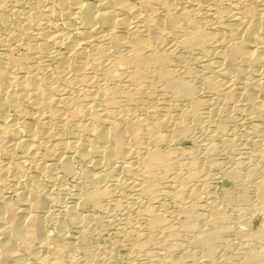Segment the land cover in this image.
Masks as SVG:
<instances>
[{
  "label": "rangeland",
  "instance_id": "rangeland-1",
  "mask_svg": "<svg viewBox=\"0 0 264 264\" xmlns=\"http://www.w3.org/2000/svg\"><path fill=\"white\" fill-rule=\"evenodd\" d=\"M78 1L92 2L93 8L98 3ZM127 1L138 5L135 0ZM147 1L141 10L143 18L148 17L145 25L181 15L194 2L195 11L182 18L181 24L185 32H197L200 37L184 41L183 33L176 37L178 33L168 28L163 36L151 38L154 54H150L156 60L136 68L141 77L134 81L133 68L121 59L132 50L117 40L128 39L127 28L115 27V38L105 45L89 34L86 50L91 60L85 71L79 69L69 47L40 45L67 22L82 29L79 8H65L62 0H0V67L12 79L35 80L18 107L19 114L6 111L7 119L18 126L17 138L25 149L31 148L29 156L25 159L24 149L18 146L12 151L13 159L0 153V160L3 167L23 163L21 171L10 178L21 188L24 200L39 202L37 210L27 203L23 209L38 216L39 239L47 247L44 250L31 240L38 262L21 248L19 260L6 264H51L60 256L66 257L64 264L71 263V256L76 264H250L255 251H264V184L260 185L264 91L248 90L244 85L264 65L235 61L237 66L224 61L229 40L240 36L246 21L263 9L264 0ZM213 67H222L226 79L220 82L223 86L208 88L205 83L210 77L217 80ZM76 68L84 69L83 73ZM65 69L71 70L67 73ZM63 72L65 78L58 79ZM231 80L237 89L228 91L225 85ZM36 92L59 102L45 108L43 97ZM90 104L95 108L91 114L102 113V124L71 116L66 110L70 107L84 113ZM56 114L70 116L62 120ZM130 118L142 123H138V143H129L127 154L110 156L111 163L105 157L84 155L85 147L101 148L96 137L105 135L107 123L115 119L122 127V121ZM150 123L155 127L147 133ZM66 142L78 151L65 147ZM147 150L162 152V161L144 167ZM98 159L95 169L90 163ZM64 160L69 162L68 169L62 166ZM31 181L37 188L27 195ZM100 189L104 195L98 201L88 199ZM12 192L5 200L16 208L17 193ZM211 200L214 208L206 204ZM214 209L224 216L220 223L209 218ZM21 223L19 216L7 217L3 227ZM212 231L217 237L212 240L210 256L207 245L195 239ZM8 238L0 235V241Z\"/></svg>",
  "mask_w": 264,
  "mask_h": 264
},
{
  "label": "bare ground",
  "instance_id": "bare-ground-1",
  "mask_svg": "<svg viewBox=\"0 0 264 264\" xmlns=\"http://www.w3.org/2000/svg\"><path fill=\"white\" fill-rule=\"evenodd\" d=\"M1 1H3V0H1ZM103 1L97 0L98 3L95 2L97 5H96V7L94 6L95 8H93L92 2H91V5H92L91 6L90 4L85 5L86 3L82 4V2L81 1L79 2L78 0H62V3H63L62 6L64 5L65 8L66 7H68V8L74 7L75 8V6H76V9L79 8L78 10L80 13L79 12L78 13L80 14V19L82 22V27H81L82 29L76 30V29H74V27L72 28L73 25H70L69 22H67L66 25H63V30L59 29L54 34H52V35L49 34L48 37H46L43 40L42 44H40V45L45 46V45H48L51 43V44H55L56 46L57 45L58 46L65 45V46L69 47L71 49L72 54L75 56L77 63H79L78 65H80L79 69L85 68V71H86V66L87 65L89 66V64H90L89 62L91 60L90 55H88L87 50H86V48L88 46L87 38H88L89 34H94V36L96 35L97 38L99 39V41H101L103 43V45H105L106 41L113 40L115 38V35H113V29H115V27H117V26L118 27L122 26L124 28H127V30H129L128 39L124 40L125 38L124 39L123 38H117V40L119 43L123 44V46L125 45L126 47L130 48L132 50V53L130 55H127V56H125V55L122 56L121 59L127 64L129 69L133 68L132 79H134V81H139V78L141 76L139 74V70H136V68H138L141 64H147L150 61H153L154 59L156 60V57H153L154 55L150 54V51L152 50L151 49L152 46L150 44L151 38L155 39L156 36L159 35V37H160L161 34H162L161 36H163V33L165 34L166 33L165 30L166 29L168 30V28L175 30V32H176L175 34L178 33L176 35V37L183 33L180 37H182V39H184V41H189L194 37L195 38L200 37V35L197 32H194V33H189L187 31L185 32V28H184L183 24H181L182 18L188 17L192 13V11L193 12L195 11L194 8H195L196 4L194 5L193 4L194 2L189 3L186 7H184L181 15L165 16V18L163 20L161 19V21H160V19L158 21H152L150 19L152 22H150V23L146 22L147 24L145 25L144 24V18L145 17L143 18V16L141 15L142 14L141 12H143L141 10H143V7H145L149 4V2L147 0H135V1H137L136 3H138V5L132 4L131 2L129 3L127 0H111L109 3H105L106 1L108 2V0H106L104 2ZM234 1L237 2V0H234ZM241 1H245V3H246L247 0H241ZM189 2H191V1H189ZM63 7H62V9L65 10ZM65 14L68 15L67 11H64V15ZM146 18H148V17H146ZM146 18H145V20H147ZM244 19H245L244 17H243V19L241 17L239 20L243 21ZM81 22H80V24H81ZM245 25H246L245 29L243 31H241L240 36L238 35L237 37L229 40V42H228L229 44L228 45L226 44L228 46L229 50H228V52L226 51V55L224 56V61L225 62H234V63H235V61H238V62H240V64L242 62L255 61L257 63L259 62V63H262L264 65V7L255 16L248 19L246 21ZM54 26L56 27L58 25H54ZM56 28H58V27H56ZM75 28H77V27H75ZM239 32H240V30H239ZM172 33H173V31H172ZM225 43L226 42H224V44ZM103 50H104V48L98 49V51L100 53H104ZM153 51H151V53ZM152 54H154V53H152ZM238 62H236V63H238ZM236 65L238 66L239 64H236ZM107 67H109V71H108V75H109L112 66L109 65ZM76 69H77V72H79L78 71L79 69L78 68H76ZM70 70H66V72L67 71L69 72ZM73 71H75V70H73ZM81 71L79 72L80 75H81ZM83 71H84V69H83ZM83 71H82V73H83ZM60 72H62V71H60ZM77 72H76V74H77ZM234 72H236V70ZM79 74H77V75H79ZM65 75L66 74L63 72L60 75V77L58 75V77H59L58 79H61L62 77L65 78ZM131 75L132 74L130 73V76ZM213 75H214V78L215 77L217 78V80L210 77L208 79V81L205 83L208 86V88L209 87L210 88H216L219 85L223 86L224 84L220 83L223 81V79H226V77H225L226 73L223 70V68L222 67H213ZM251 75H253L251 80L250 79L246 80L244 85H247L249 87L248 90L250 89L252 91H258V92L263 93V91H264V67H263L262 71L260 70V72H258L257 74H251ZM68 76L69 75L67 74V77ZM172 79H170V80H172ZM173 80H175V79H173ZM34 82H35V80L32 77H24L22 80L12 79L6 74L4 69H2L0 67V153L3 156L6 154V156H8V160L13 159L12 151L15 147L19 146V147H22L24 149V154H25L24 158L25 159L28 158L29 152L31 151V148L25 149V145L22 142H20V139L17 138V137H19L18 129H17L18 126L13 121H9L7 119L6 111L11 110V111L15 112V114H19L18 107L27 98V96H29L28 92L31 90ZM225 82H226V80H225ZM171 83H173L174 86L176 85V82H171ZM235 86H236L235 80H231V82H229L227 85H225V88L228 91H232V90L237 89ZM35 95L37 97H39L41 100L43 97L42 105L45 108H51V107H53V105L55 103L59 102V100H55L52 98H46L45 96H42V94H40L39 92H36ZM61 102L64 104V107L66 108V102L63 100H61ZM251 105L253 107V105H254L253 101H252ZM86 109L87 110L84 113L82 111L76 109V108L71 109L69 107L66 110L70 111L69 114H71V116L79 115V117L80 116L89 117L90 120H92L93 122L102 124V122H103L102 113L97 114L95 111V113L91 114L92 113L91 111L95 109V108H93V105H91V104L88 105V107H86ZM68 115H66V116H68ZM66 116H64V117H66ZM55 117L62 119V120H67V117L64 118L61 114H56ZM131 118L130 119H124L122 121V127L119 125L117 120L115 121V119H112V121H110L109 124L108 123L106 124V126H108V129H106L107 131H106L105 135L104 136H98L97 135V137H96V140L102 144L101 148H97L95 146L94 147L91 146V147H87V148L85 147L83 149L84 155H86L87 157H98L101 159L105 157L106 160L108 162H110V161H112L111 160L112 158H110V156L112 157V155L114 156V155L125 154V153L127 154L128 150L130 149V148H128L129 143H132V144L138 143V138L141 134V127H140V124H138V123H142V122H138V120L134 121L133 119L135 117L133 119H131ZM139 121H140V119H139ZM124 122H125V125L123 124ZM123 125L126 127V129H123L124 128ZM154 127H155V125L153 123L147 124V133H150ZM82 128L84 131L88 130L86 126H82ZM121 128H122V131H121ZM123 131L126 132V136L125 135L123 136V134H122ZM27 133H28V136L30 137L31 134L29 132H27ZM127 133H128V135H127ZM107 139L111 143L109 146L106 145V143H108ZM11 140H15V142L8 143ZM63 145L65 147L67 146L68 149H70L71 151L73 150V152L74 151L76 152L79 149L77 146H72L67 142ZM148 150H150V149H148ZM148 150L145 152L146 153L145 157L142 158L143 159L142 163H143L144 167H146V168L151 167V166H155L156 164H159L162 161V157H163V154H161L162 152L159 153V152H153V151H148ZM151 150H153V149H151ZM142 153H144V152H142ZM262 155H263V153H262ZM84 158H85V156H84ZM98 160L95 161L94 163H90L94 166L93 168H95V169L99 165L100 160L99 161ZM103 160L106 161L105 159H103ZM64 161H65V163H63L62 166L65 169H68L69 162H66L68 160H64ZM23 162L25 163V161H23ZM103 162H102L101 166L105 164ZM22 167H23V163L19 164L17 162H12L10 167H3L2 161L0 160V228H1L0 235L9 236L8 239L0 241V263L1 264H4V263L6 264V262H8V261H14V260L18 261L19 260L18 250L21 248L25 250V252L29 256L30 260H34V262H35V261H37V257L35 256V254L33 252V247L30 246L31 244H29V242L31 240L37 241L38 245H41L40 247H42V248H43L42 245L44 244L43 238L39 239L41 237V232L39 231V227H38L39 226L38 216L37 215L35 216L33 214L29 215L28 212H24V209H23V207H26V203H27V205L30 207L31 210H37L39 208V202L35 201L33 199H30V198H28V200H24L22 197L21 188L19 187V185H17L15 182H13L12 179L10 178L13 173L20 172ZM34 181H31L29 183V186H28L27 191H26L27 195H29L30 192L36 190L37 183H35L36 181L35 182ZM261 182H262V184H264V173H263V178L260 181V185H261ZM9 190L13 191L12 193H14V192L17 193V198L14 200V202L16 201V208L11 203L7 202V200H5V199H9V192H11ZM97 190L94 191L92 194H89L90 196L88 199H90L91 201H98V199H100V197H102L104 195L103 194L104 190L100 189L102 192L97 191ZM206 204L209 206H213L212 208L215 207V202L212 200L209 202L206 201ZM217 209L216 210L214 209V212L212 213L211 217H209V218H211L212 222H214V223H217V222L220 223L224 219V216L220 212H218ZM16 216H19L22 218V223L20 225H10L6 228L3 227L5 224V219L7 217H9V219H13ZM24 218H26V219L24 220ZM214 225H216V224H214ZM215 227L216 226H214V229H215ZM218 228H219V224H218ZM208 233L209 232L206 233L207 235H205V234L203 236L201 235V237L198 238V240L195 239V242L197 241L198 243L205 244L203 246L207 245L208 250L206 252H208V254L211 256V254H212L211 243H212V240L217 237L216 236L217 234H215L213 231L209 234ZM46 239H47V237H46ZM45 248H47V247H45ZM45 248H43V249L45 250ZM255 252L256 253H254L250 257L248 262L250 264H264V251H262V250L258 251L257 250ZM65 259H66V257L63 259L62 256H60L59 258H57L55 260L54 263H51V264H64ZM73 259L74 258L71 256V257H69V261L71 263L68 260H66V261H68L70 264H76L75 260H73Z\"/></svg>",
  "mask_w": 264,
  "mask_h": 264
}]
</instances>
